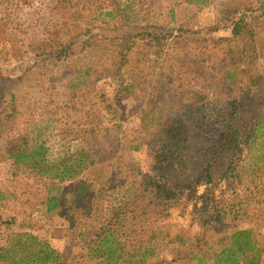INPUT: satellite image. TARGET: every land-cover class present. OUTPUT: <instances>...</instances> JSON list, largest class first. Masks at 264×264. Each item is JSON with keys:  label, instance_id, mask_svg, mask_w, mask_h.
<instances>
[{"label": "rangeland", "instance_id": "374dc122", "mask_svg": "<svg viewBox=\"0 0 264 264\" xmlns=\"http://www.w3.org/2000/svg\"><path fill=\"white\" fill-rule=\"evenodd\" d=\"M54 1L0 0V247L8 245L11 254L27 257L32 253L30 244L24 237L18 242L15 234L30 233L59 254L60 264H90L93 259L88 248L103 217L86 212L89 202L80 197H94L101 188L100 180L89 169L62 182L47 178V174L13 163L6 153L10 141L26 133L32 145L44 144L45 160L52 163L81 147H90V140L101 147L100 155L111 148L120 149L116 156L121 155L126 165L129 158L135 169L154 174L152 157L144 145L128 152L120 146L131 138L149 137V122L142 118L143 113L150 112L158 119L194 106L198 112L195 119L208 117L202 122L205 125L198 122L204 140L199 154L204 159L217 141L215 131L226 101L243 100L249 106V123L256 113L264 116V11L260 9L264 0H116L129 15L128 22L104 16L90 30L96 38L105 39L100 46L89 47L87 52L86 37L80 38L73 55L50 60L34 56L30 46L48 38L53 25L61 21V15L52 10ZM96 1L105 4L111 0H93V4L79 0L81 25L96 16ZM235 8L234 17L228 19ZM70 11L66 7L67 16ZM241 15L255 35L251 41L237 38L228 44L233 38L232 22ZM70 19L65 18L67 22ZM134 34L118 77L111 76L108 39ZM245 43L250 53L255 46L262 55L247 64L243 63L245 57L235 66L228 64L227 50ZM217 65L229 71L232 81L222 79ZM128 85L133 86L121 88ZM252 102L257 107L252 108ZM230 160L234 157H217L212 168L216 170L214 181L201 183L187 200L183 197L161 213L156 225L162 233L153 239L154 254L145 264H198L189 253L197 243L204 264H213V250L226 244L220 237L231 229H252L264 247V207L248 199L250 193L242 185V190L235 191L219 179ZM112 167L109 174L116 170ZM108 191L111 204H115L118 198L113 197L123 190L119 186ZM231 191L241 207L243 201L249 203L244 210L247 216L235 221L228 215L221 223L210 220L203 224L213 215L212 206L219 195ZM63 192L73 199L68 201L71 208L62 206L60 213L48 212L43 201ZM102 205L106 207L107 202ZM72 209L74 212L68 211ZM260 264H264V251Z\"/></svg>", "mask_w": 264, "mask_h": 264}, {"label": "trees", "instance_id": "16d2710c", "mask_svg": "<svg viewBox=\"0 0 264 264\" xmlns=\"http://www.w3.org/2000/svg\"><path fill=\"white\" fill-rule=\"evenodd\" d=\"M78 2L79 0L74 3L72 0L54 1L52 10L56 15L58 13L61 15V21L58 26L53 25L48 38L30 46L34 56H42L50 60L67 58L73 55V46L76 42L85 37L83 43L88 52L89 47L93 50L105 40L96 38L90 33L91 26H94L97 20L104 16L109 19L119 17L125 22L130 19L125 8L120 7L116 0L105 4L101 2L97 4L96 1L94 3V9H98L96 16L90 17V20H86L85 24L81 25ZM66 7L71 10L68 14L71 22L65 20L68 17ZM260 9L264 11V3L260 5ZM236 10L235 8L230 12L228 19L234 17ZM231 27L233 38L228 40V44L237 38L251 41L255 35L253 27L243 19L242 15L233 20ZM134 37L135 34L132 37L131 35L114 36L108 39L107 45L112 54V67L108 69L111 76L118 77ZM250 51L251 53L246 43L243 47L228 49V64L235 66L236 61H242L239 58L244 57L243 63L247 64L248 60L255 61L262 55L255 46L254 50ZM220 66L217 65L215 68L217 72H222V79L232 81L229 71ZM243 70L245 69L241 71ZM131 86L133 85L121 88L129 90ZM251 106L257 107L254 102ZM248 107L243 100L242 102L236 99L226 101V111L220 118L219 129L215 131L217 141L204 159H201L199 154L204 140L203 129L198 122L202 123L208 119L206 115L201 117L199 115L195 119L198 112L194 106L187 107L180 113L176 111L160 116L158 119L150 116V112L143 113L142 118L149 122V126H146L149 137L145 138L148 142L144 143L145 139L131 138L120 147H122L121 151L128 152L137 151L144 145L145 150L152 157V168L156 170L154 174L151 171L142 172L135 169L129 158H126L128 163L126 165L121 155L116 156L120 149L111 148L106 152L107 154L100 155L101 147L90 143V140H87L90 147H81L66 154L57 162L47 163L44 157L46 150L44 144L32 145L27 134L21 133L10 141L6 153L13 163L40 174H47V178L57 179L59 182L71 180L82 170L89 169L100 180L101 188L94 197L90 199L80 197V199L89 202L86 212L90 211L91 216L101 217L102 214L103 217L95 232V238L88 248V256L93 259L90 264H145L154 254L156 240L153 239L162 233L158 231L161 227L156 225L161 213L183 197L187 200L201 183L214 181L216 170L212 168L217 157H234V160H230L220 173L219 179L225 180L235 191L236 188L242 190L243 188L239 186L242 185L250 193L248 199H253L255 203H261L264 207V116L259 117L256 113L253 123H249L246 113ZM89 131L93 133L94 130ZM113 165L117 171L109 174L108 168L113 169ZM203 177L205 180L201 182ZM110 181L113 182V186L109 185ZM105 186L113 189L122 187L123 191L119 197H113V199L118 198L115 204H111L109 188L106 189ZM182 187L187 188L189 192L182 191ZM72 200L63 192L59 196L48 195L43 203L46 204L48 212L60 213L62 206L71 208L68 201ZM104 201L107 202L106 207L102 205ZM241 205L242 207L236 202L232 191L230 195L221 193L212 206L213 215L204 219L203 224L210 220L221 223L228 215L235 221L244 219L247 216L244 210L248 209L249 203L243 201ZM68 211L74 212L73 209ZM216 230L221 231L219 228ZM134 236L139 238L136 239ZM21 237H24L25 243L30 244L32 253L27 257L19 258L11 254L10 246L5 245L0 247V264H60L59 254L46 241L30 233L15 234L18 242ZM220 239H226V244L213 250L211 254L213 264H260L264 251L263 241L252 229H231L222 234ZM208 249L209 247L206 250ZM200 251L201 247L197 243L189 253L198 260V264H204V256L198 254Z\"/></svg>", "mask_w": 264, "mask_h": 264}]
</instances>
